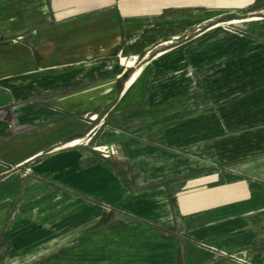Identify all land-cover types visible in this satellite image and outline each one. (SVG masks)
I'll return each mask as SVG.
<instances>
[{"label":"crops","instance_id":"0c3cea01","mask_svg":"<svg viewBox=\"0 0 264 264\" xmlns=\"http://www.w3.org/2000/svg\"><path fill=\"white\" fill-rule=\"evenodd\" d=\"M131 13L118 0H0V236L6 237L7 250L44 252L62 237L67 243L83 238L78 252L85 258L134 251L142 246L120 244L118 231L102 225L109 208L126 207L128 197L138 208L146 206L136 215L170 228L167 180L177 170L186 176L180 202H218L219 220L236 210L244 214L241 224L254 235L229 253L245 250L249 264H264L251 248L264 241V229L253 222L264 215V194L253 196L242 177L221 183L211 177L208 186L197 175L190 182L197 190L192 197L188 161L172 167L164 159L146 168L145 189L131 191L125 184L134 182L125 178L122 160L68 145L89 137L92 120L85 117L111 109L132 88L126 82L134 66H124L120 56L148 53L150 43L141 38L140 21ZM188 230L186 225L185 236H191ZM202 241L212 248L185 241L179 246L149 243L143 249L164 257L179 249L182 264L226 263L210 235Z\"/></svg>","mask_w":264,"mask_h":264},{"label":"rangeland","instance_id":"374dc122","mask_svg":"<svg viewBox=\"0 0 264 264\" xmlns=\"http://www.w3.org/2000/svg\"><path fill=\"white\" fill-rule=\"evenodd\" d=\"M118 1L139 19V32L150 43L149 52L137 56L134 70L142 66L143 70L132 88L114 107L96 113L88 140L80 142V147L122 160L125 178L134 182L125 184L131 191L145 189L146 168L165 159L172 167L188 161L187 191L192 197L197 190L190 182L197 175L205 183L211 177L221 183L235 175L248 183L253 196L264 194V0ZM233 20L237 22L229 23ZM90 117L85 121L90 122ZM97 144L105 149L95 150ZM185 178L173 170L167 180L170 228L136 215L146 206L138 208L128 197L126 207L109 208L102 225L118 231L120 244L142 246L134 251L126 247L116 256L92 253L85 258L78 252L83 238L67 243L61 237L59 243L54 239L44 247V252L28 253L22 252L24 247L7 250V239L0 236V264H182L179 249L164 257L143 248L149 243L179 246L185 241L212 248L202 241L205 235L222 249L220 260L225 264H249V257L237 256L246 254L245 250L229 253L234 248L227 240L232 235L228 229L241 224L244 214L236 210L231 218L219 220L223 214L218 202L204 199L196 204L193 198L187 205L181 203ZM186 225L191 236L184 235ZM257 245L252 251L264 263V241Z\"/></svg>","mask_w":264,"mask_h":264},{"label":"bare ground","instance_id":"6f19581e","mask_svg":"<svg viewBox=\"0 0 264 264\" xmlns=\"http://www.w3.org/2000/svg\"><path fill=\"white\" fill-rule=\"evenodd\" d=\"M232 22H237V21L236 20L229 21V23H232ZM168 43L169 42H164L163 45H167ZM136 59H137V56H132L131 58H126L124 56H120V61L119 62H121L124 66L132 67L135 64ZM142 70H143V66L137 68L135 70V72L132 73V75L130 76L128 81L126 82V86L133 85L134 82L137 80L138 76L141 74ZM90 118H91V120H95L97 118V116H96V114H92ZM79 142L80 141H78V140L72 141V142L68 143V145L69 146H74V145L79 144ZM104 149H105V147H104L103 144H97L95 146V150L103 151ZM253 221L256 222L257 224H259L264 229V215L255 218ZM230 228H231L230 229L231 231L228 230V232L231 233L232 235L229 238H227V240L243 238V240H240L239 242H237L235 244H230L233 248H236L238 246H241V245L247 243L249 241V239L254 235V233L248 232V230L245 229L244 225L239 224V223L238 224H233ZM196 251H198V250H196ZM237 256H239L241 259H243L245 257V253L242 252V253H240ZM199 259H201V258H199Z\"/></svg>","mask_w":264,"mask_h":264}]
</instances>
